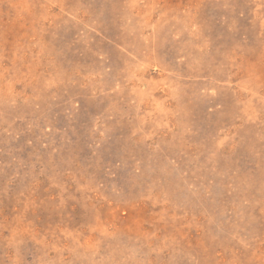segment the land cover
Segmentation results:
<instances>
[{"label":"rangeland","instance_id":"1","mask_svg":"<svg viewBox=\"0 0 264 264\" xmlns=\"http://www.w3.org/2000/svg\"><path fill=\"white\" fill-rule=\"evenodd\" d=\"M0 264H264V0H0Z\"/></svg>","mask_w":264,"mask_h":264}]
</instances>
